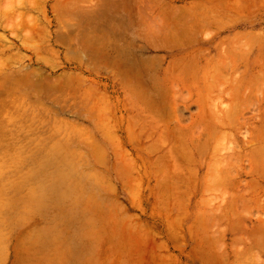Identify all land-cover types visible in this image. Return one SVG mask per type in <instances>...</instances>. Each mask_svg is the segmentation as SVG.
Returning a JSON list of instances; mask_svg holds the SVG:
<instances>
[{
	"label": "rangeland",
	"instance_id": "rangeland-1",
	"mask_svg": "<svg viewBox=\"0 0 264 264\" xmlns=\"http://www.w3.org/2000/svg\"><path fill=\"white\" fill-rule=\"evenodd\" d=\"M77 1V16L67 17L63 28H75V53H65L62 45L55 44L53 60L49 53L37 57L15 35L0 30L13 44L10 54L20 57L14 69L39 71L48 82L63 85L61 90L37 87L33 94L27 90L15 103L14 95L0 90V264H88L90 227L96 232L92 242H97V264H202L191 251L201 241L187 234L195 222L216 240L214 251L228 254L233 264L240 254L247 263L244 257L258 252L253 239L259 234L241 235L238 218L264 221V172H243L249 168L247 162L233 160L226 165L231 177L220 173L229 177L232 187L225 180L211 183L207 178L206 182L205 177L215 175V168L222 165L212 163L211 151L195 174L188 172L191 163L180 156V148L174 152L176 166L166 163L159 150L152 151L150 130L143 132L152 112H143L142 106L177 104V114L189 124L201 110L223 111L238 105L242 117L258 116L260 127L263 104L239 98L251 92L258 98L264 94V0H237L236 12L239 7L242 11L234 24L232 13H225L221 3V25H228L201 28L192 44L189 38L197 30L193 25L187 29L193 20L184 16L210 17L203 0L147 2L145 21L136 16L135 0L121 3L123 8L108 3L100 8V15L90 8L101 0ZM53 3L42 1L51 32L57 26ZM160 29L167 33H159ZM235 32L255 36H242L238 44L228 38ZM158 35H166L167 41ZM128 36L139 37L135 45L142 60L128 53ZM156 37L160 39L154 41ZM211 37L212 42L202 44ZM211 45L217 55L216 50L208 51ZM244 45L253 48L247 60L237 49ZM153 46L170 51H155ZM192 54L199 59L193 60ZM171 65L178 68L168 71ZM250 70L256 76L252 86L239 85ZM1 84H7L4 78ZM20 88L12 86L13 92ZM8 99L12 104L3 107ZM26 99L31 103L20 106ZM218 128L211 147L220 155H236V145L247 142L239 132L249 127ZM205 137L204 132L200 138ZM259 156L262 161L264 154ZM180 171L184 172L175 175ZM185 179L192 188L184 186ZM232 199L236 206L226 212ZM173 201L177 213L172 211Z\"/></svg>",
	"mask_w": 264,
	"mask_h": 264
},
{
	"label": "bare ground",
	"instance_id": "bare-ground-1",
	"mask_svg": "<svg viewBox=\"0 0 264 264\" xmlns=\"http://www.w3.org/2000/svg\"><path fill=\"white\" fill-rule=\"evenodd\" d=\"M43 0H0V30L3 32L8 31L11 35H15V37L20 41L21 45L25 48H29L30 50H33V52L38 57L41 53H49L50 59L53 60L54 56L56 55V51L54 50L55 44L62 45L65 48V53L70 51L69 53L73 52L75 53L74 47L77 45V40L74 38L72 31L75 29L68 28L67 30H63V28L66 26V18L72 17L73 19L77 16V0H54V3L52 4V13L54 15L56 31L51 32L50 26L51 21H49L43 13L45 11L43 10L42 6ZM137 7V13L136 16H139L141 20H146V3L152 2L155 4H160L159 1H148V0H135L133 1ZM108 3H112L113 5H117L122 7V4H128L126 0H101V3H95L91 6L92 12L97 13L96 15H100L103 12V9H100L104 6H107ZM122 3V4H121ZM202 4L207 6L209 5V11L212 13L210 17H202L198 18L196 16H184L185 19L188 21H192V24H189L190 26H187V29H189L193 25V29L197 30L191 34V44L196 42L198 39V36L196 33H198L201 28H222L226 25H221V22H224V18L220 14V11L218 9L219 5H216L217 3L209 4L207 1H202ZM142 5V6H141ZM141 6V7H140ZM186 8V7H185ZM166 9L171 10V6L167 5ZM239 11H242V8L239 7ZM244 12V11H243ZM42 15V16H41ZM230 19H233L231 23L234 24L235 18L229 17ZM137 17V20H140ZM183 19V18H180ZM201 20V21H200ZM204 20V21H203ZM200 21V22H198ZM65 23V24H64ZM201 24V25H200ZM78 28V24L76 26ZM175 27V26H173ZM171 29V27H169ZM80 29V27L78 28ZM176 29V27H175ZM159 33L166 34L167 32H164L162 29L158 31ZM173 34V33H171ZM152 35H157L154 31L152 32ZM78 36V32H77ZM161 37V35H158ZM242 36H255L254 34L250 33H232L228 36L230 39H235L238 44H240ZM160 37H156L154 41H158ZM139 38L138 36H128L127 38V50L128 53H132L135 55L136 58L142 60L143 57L140 55V50L135 45L136 39ZM162 40H166V35L161 37ZM140 39H142L140 37ZM220 40V39H219ZM218 40V42H219ZM139 41V39H138ZM208 43H202L209 44L213 41V38L211 37L210 40H207ZM137 42V41H136ZM219 44H217L218 46ZM246 45L243 47H238L237 49L240 50L242 53L244 51V56L246 57L245 60L249 59L250 54H252L253 48L245 49ZM155 51H161L159 49H165L167 51H170L167 47H158L153 46ZM13 48V44L11 41H9L3 34H0V78H4L7 84L0 86V90H3L5 94L8 95H14L15 98L13 99V103H15L17 100L21 99L24 95H26L27 92H31V94L34 93L35 89L37 87L46 90L49 87L54 88L55 90H61L63 88V85H61L60 82L56 83H50L46 80L45 76L42 72L39 71H29V70H23L20 68L14 69V63H16L20 57L15 54H10V51ZM217 48L213 45H211L208 49L209 52H214ZM264 50V49H262ZM166 51V52H167ZM205 51V50H204ZM218 50L214 53L215 55L218 54ZM204 55V52L202 53ZM188 57L187 55H185ZM199 59L200 56L193 55L192 59L197 58ZM193 59V60H194ZM182 61V58L180 57L177 62ZM177 65H171L169 67L170 70L168 71H175ZM251 64L248 65L250 67ZM178 68V66H177ZM190 68H193L192 66ZM173 70V71H172ZM32 72V73H30ZM164 72V71H163ZM161 71L158 72L159 77L163 73ZM20 77V78H18ZM18 78V79H16ZM253 78H256V76L253 74V71L250 70L249 74H246L241 77L239 80V85L242 84H248L252 86ZM25 83V84H24ZM158 85V82H156ZM21 86V88L17 91L13 92L12 86ZM23 88V90H22ZM160 88V84H159ZM28 90V91H27ZM27 91V92H26ZM158 94V92H156ZM100 99H102L104 102L107 100V96L104 94H99ZM154 96V95H153ZM35 97H38L39 99L43 100L42 96L35 95ZM175 98V97H173ZM7 99V98H5ZM246 101L251 102H257L259 104H263L262 107L259 105V115L263 117V121L261 123V126L258 127L259 121L254 116L253 118H245L241 116L240 108H238V105L234 107H227L223 111H220L218 107H213L211 111L201 110L200 113L197 115V118H193L189 124H184L182 117L177 114V104L176 106L169 107L165 104L163 107L161 103H155V107H150L145 104L142 106V111H150L152 112V115L149 117L148 121H145L143 123V132H147V130H150L149 135L152 137V151L161 152L160 157H164L165 162H173L175 164L174 159V152L176 148H180V156L186 159L189 163H191L190 168H188V172L191 174H195V170L199 171L201 165L204 164V156L209 155L212 152L211 159L213 160V164L216 162L218 164H221L217 168H215V175L210 177H205V180L207 182V178L211 183L214 182H222L225 180V182L230 183L229 177L224 178L220 175L221 172H225L230 175L231 172L228 170V167L226 166L228 163L232 162L234 160L235 163L245 161L247 162L249 168L245 167L248 170H243L240 168V170H243V172L246 173H256L260 175V171L262 170L264 172V159L261 161L259 154H264V94L263 97L258 98V96L253 95L251 92V96H247L246 98H239ZM174 100L172 99V102ZM31 100L26 99L23 104L20 106H24L26 104H30ZM3 107L12 104V100H7L6 104L4 105L1 103ZM171 121H175V125L173 126L171 124ZM219 126H232L234 128H238V131H240L241 126H248L249 130L240 131L242 138H245L247 142H245V146L242 145H236L237 148V154L236 155H227L219 154V151L216 149L215 146L211 147V143L213 141V137L216 131L219 130ZM207 133V137H205L204 140H202L201 135L203 133ZM197 134V136H196ZM171 139L173 141V144L169 145L168 140ZM258 141L262 142V145H256L253 146V142ZM167 142V143H166ZM169 146L170 148L166 151L163 149V146ZM235 150V146L231 148V153ZM211 151V152H209ZM197 153H199L200 157H197ZM261 162L259 164L258 162ZM184 171H180L175 173V175L182 173ZM237 172V170H236ZM235 172V173H236ZM217 173V175H216ZM209 174V173H207ZM184 186H186L187 189L192 188L190 182L185 179ZM230 185L233 184L230 183ZM237 188H239V184H237ZM234 199V198H233ZM231 201L230 204L226 207V212L230 211L234 206H236V201ZM176 200V199H175ZM177 201V200H176ZM176 204L173 201V208L172 211L176 212ZM237 215V214H236ZM229 222H233L232 224H235L233 219L228 217ZM249 221V222H248ZM231 224V225H232ZM238 226H239V233L241 235H244L247 231H255L256 234H259L254 237L255 246L256 249H258L257 254L244 257L247 261V263H243L242 259L243 256L240 254L235 255L234 263L235 264H264V260L261 259V257H264V221L262 218L257 217L255 219V222H253L251 219L247 220L246 218H243L241 215H239L238 218ZM251 229V230H250ZM187 234L190 235V237H198V240L201 241L196 246H193L191 249L193 255L202 263V264H233L230 256L228 254H224L220 250H213V242H215V239H211L209 236L206 235L205 232L200 231V225L198 222H195L189 230H187ZM243 238V237H242Z\"/></svg>",
	"mask_w": 264,
	"mask_h": 264
},
{
	"label": "crops",
	"instance_id": "crops-1",
	"mask_svg": "<svg viewBox=\"0 0 264 264\" xmlns=\"http://www.w3.org/2000/svg\"><path fill=\"white\" fill-rule=\"evenodd\" d=\"M206 1V0H203ZM209 3H217V5H221V3H224L225 7L227 10L225 13H232L230 14V17H233L235 19H239L241 17V11H237L236 12V3L237 0H207ZM219 11H220V7H218ZM222 12V11H221ZM224 13V12H222ZM238 14V15H237ZM42 228H46L45 225L41 226ZM90 229V247L88 249L89 251V255H88V264H97L98 260H97V254H98V249H97V242H92L94 240V237L96 238L95 234L96 232H94L92 230V227L89 228ZM72 236V235H70ZM49 251V250H47ZM85 251H87V249H85ZM87 261H85L86 263Z\"/></svg>",
	"mask_w": 264,
	"mask_h": 264
}]
</instances>
